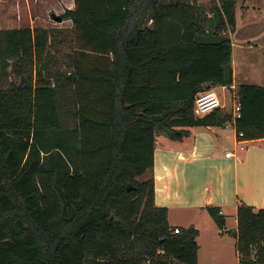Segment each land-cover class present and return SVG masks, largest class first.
Wrapping results in <instances>:
<instances>
[{
	"label": "trees",
	"instance_id": "trees-1",
	"mask_svg": "<svg viewBox=\"0 0 264 264\" xmlns=\"http://www.w3.org/2000/svg\"><path fill=\"white\" fill-rule=\"evenodd\" d=\"M146 1L65 8L77 42L69 74L50 65L62 28H0V264H198L197 229L169 225L147 171L154 129L180 139L230 119L192 105L200 90L233 83L224 29L235 0H216L211 31L183 0H149L143 24ZM9 66L18 81L4 85ZM236 89V133L264 137V85ZM206 209L222 230L219 207ZM235 216L238 264H264V207L240 202Z\"/></svg>",
	"mask_w": 264,
	"mask_h": 264
},
{
	"label": "crops",
	"instance_id": "crops-1",
	"mask_svg": "<svg viewBox=\"0 0 264 264\" xmlns=\"http://www.w3.org/2000/svg\"><path fill=\"white\" fill-rule=\"evenodd\" d=\"M244 1L235 0L234 26L231 31L227 30L231 40L233 83L229 88L209 87L220 96V111L230 114L226 90L232 98L238 84L264 85V3L257 14L245 16ZM74 5V0H0L5 12L9 7V15L3 14L0 18V28H71V19L58 21L52 14L61 15L65 8ZM146 20V25H151V18ZM228 121L219 125L188 126L180 139H173L162 130L153 132V165L147 173L153 178L154 203L167 208L170 226L197 229L198 264L203 253L199 243L201 233H204L202 242L211 243L224 241L226 234L215 226L207 206H218L225 223L230 209L235 216L240 202L254 209L264 207V137L244 138L237 143L235 126ZM228 150L233 156H224ZM234 226L235 230L236 222Z\"/></svg>",
	"mask_w": 264,
	"mask_h": 264
},
{
	"label": "rangeland",
	"instance_id": "rangeland-1",
	"mask_svg": "<svg viewBox=\"0 0 264 264\" xmlns=\"http://www.w3.org/2000/svg\"><path fill=\"white\" fill-rule=\"evenodd\" d=\"M161 2H169L172 0H160ZM185 2L191 3L194 2L196 7L200 12H202L203 15H205V28L209 31H211L214 28L215 21H216V0H183ZM240 0H237L239 2ZM244 1V0H243ZM147 2V3H146ZM146 5L142 11V22L143 24H147L146 18L149 17L150 14V3L149 0L146 1ZM263 0H245L244 1V8L246 11H244L245 16H251L257 14L260 7H262ZM4 7L0 6V18L3 14H8L9 7L7 8V12L4 11ZM261 9V8H260ZM17 17V16H16ZM19 18V17H17ZM241 19V17H240ZM63 30L59 33H57L55 36V40L52 41V45L50 46L51 51L53 52L52 59L50 65L53 66V68L56 70H60V72L69 74L70 72H73L72 63L70 62V57L72 53L76 52L77 49V42H76V34L73 32L72 27L71 28H62ZM227 29L225 30V33L227 34ZM4 75V85H7L10 81H18V76L15 74L11 69L10 66L7 68ZM218 90V89H217ZM219 91V90H218ZM220 92V91H219ZM225 99L226 104L228 107L232 104V98H231V92L225 91ZM69 129L63 132H67L68 135L71 134V132H68ZM236 152H240L239 149L236 150ZM147 175H144L146 178ZM231 209L229 211V215L227 217V221L225 223V226L222 230H220L216 224L215 226L219 229L220 232L225 231L226 234L223 235L225 238L224 241L221 242V239L218 241L211 243L209 241L202 242V237L204 233H201L202 237H199V243L200 250L202 253L201 258V264H238V254L236 250L235 245V236H234V224H235V216L234 214H231ZM198 223V222H196ZM199 225L204 226L203 224L199 223ZM214 226V223H213ZM222 237V238H223ZM220 242V243H219ZM211 243V244H210Z\"/></svg>",
	"mask_w": 264,
	"mask_h": 264
},
{
	"label": "built area",
	"instance_id": "built-area-1",
	"mask_svg": "<svg viewBox=\"0 0 264 264\" xmlns=\"http://www.w3.org/2000/svg\"><path fill=\"white\" fill-rule=\"evenodd\" d=\"M232 104H231V117L228 121V123H231L235 126V120L240 116V103L238 100V94L237 92L232 93ZM222 106L220 96L218 93L212 89H203L197 92V94L194 97L192 110L193 113L197 116H202L210 111H212L215 108H219ZM237 134V143H241L243 138L242 132L239 131ZM242 147V146H241ZM225 157H231L233 156V153L231 151H226L224 153ZM175 231H177V228H175ZM181 264H187V263H181Z\"/></svg>",
	"mask_w": 264,
	"mask_h": 264
},
{
	"label": "water",
	"instance_id": "water-1",
	"mask_svg": "<svg viewBox=\"0 0 264 264\" xmlns=\"http://www.w3.org/2000/svg\"><path fill=\"white\" fill-rule=\"evenodd\" d=\"M53 18L60 21L61 20V16L59 14H52ZM126 188H132V184L131 183H126Z\"/></svg>",
	"mask_w": 264,
	"mask_h": 264
}]
</instances>
